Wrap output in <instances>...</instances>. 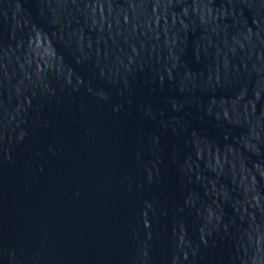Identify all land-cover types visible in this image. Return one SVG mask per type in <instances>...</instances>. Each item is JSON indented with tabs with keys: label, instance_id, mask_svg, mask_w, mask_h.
Returning a JSON list of instances; mask_svg holds the SVG:
<instances>
[{
	"label": "water",
	"instance_id": "95a60500",
	"mask_svg": "<svg viewBox=\"0 0 264 264\" xmlns=\"http://www.w3.org/2000/svg\"><path fill=\"white\" fill-rule=\"evenodd\" d=\"M0 264H264V0H0Z\"/></svg>",
	"mask_w": 264,
	"mask_h": 264
}]
</instances>
